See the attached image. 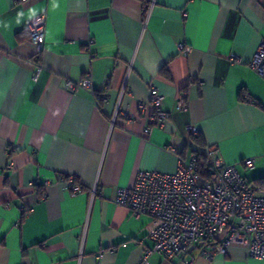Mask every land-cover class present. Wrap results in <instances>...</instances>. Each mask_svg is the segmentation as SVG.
Segmentation results:
<instances>
[{"label":"crops","instance_id":"crops-1","mask_svg":"<svg viewBox=\"0 0 264 264\" xmlns=\"http://www.w3.org/2000/svg\"><path fill=\"white\" fill-rule=\"evenodd\" d=\"M143 3L0 0V264H138L152 245L150 219L116 204L115 189L138 169L171 173L179 156L213 144L247 181L264 177V74L249 66L264 43V0ZM40 13L37 53L27 23ZM85 75L92 92L67 88ZM151 85L167 117L145 133ZM181 93L185 110L176 108ZM64 176L81 191L65 189ZM192 247L149 261L264 264L241 244L210 259L209 243Z\"/></svg>","mask_w":264,"mask_h":264},{"label":"built area","instance_id":"built-area-1","mask_svg":"<svg viewBox=\"0 0 264 264\" xmlns=\"http://www.w3.org/2000/svg\"><path fill=\"white\" fill-rule=\"evenodd\" d=\"M27 26L39 53L44 43V14L33 16ZM179 49L188 53L190 47L179 45ZM230 57L234 58L233 55ZM249 66L264 74V43L258 47ZM41 69V64H35L33 80L37 79ZM67 88L70 91L78 88L93 91L88 75L78 82H69ZM149 95L152 113L145 133H149L152 126L162 127L167 117L162 109L163 96L159 89L151 85ZM246 100L250 101L249 98ZM145 106L139 103V110ZM176 108H187L184 93L178 95ZM122 115L129 120L135 117V113L127 110L122 111ZM115 116L116 113L111 124ZM189 130L193 136L198 135L193 127L189 126ZM203 157L206 161L197 152H191L188 157L179 156L171 173L138 169L132 185L115 189L113 201L116 204L126 207L134 217L147 215L150 219L147 235L152 245L144 249L138 264H153L149 261L153 254L170 260L178 252L200 242L209 243L210 249L204 252L208 259L215 251L223 253L229 245L236 243L244 246L247 257L264 260V194L257 186L247 184L236 165L221 157L216 145L208 146ZM204 164L207 165L205 171ZM242 164L251 168L253 160L244 159ZM60 180L73 194L81 191L74 177L64 176ZM96 190L94 184L89 190L91 198Z\"/></svg>","mask_w":264,"mask_h":264},{"label":"trees","instance_id":"trees-1","mask_svg":"<svg viewBox=\"0 0 264 264\" xmlns=\"http://www.w3.org/2000/svg\"><path fill=\"white\" fill-rule=\"evenodd\" d=\"M139 1H141L142 3L144 2V0H139ZM144 4V3H143ZM143 7H144V9H146L145 8V6L143 5ZM146 11V10H145ZM163 72H164V69H163ZM164 73H166V72H164ZM241 99H243V95L241 96ZM194 137H198V135L197 136H194ZM199 156H201L205 161H206V159L203 157V154H199ZM204 167H203V170L205 171L206 170V164H204L203 165ZM244 178V177H243ZM245 179V178H244ZM246 180V179H245ZM246 182H247V184H250V185H254V186H259V187H261V188H264V177H258V178H255V179H253V180H251V181H247L246 180ZM205 243V242H204Z\"/></svg>","mask_w":264,"mask_h":264},{"label":"water","instance_id":"water-1","mask_svg":"<svg viewBox=\"0 0 264 264\" xmlns=\"http://www.w3.org/2000/svg\"><path fill=\"white\" fill-rule=\"evenodd\" d=\"M198 245H200V246H201V245H202V242H200ZM192 248H193V247H191V249H192Z\"/></svg>","mask_w":264,"mask_h":264}]
</instances>
